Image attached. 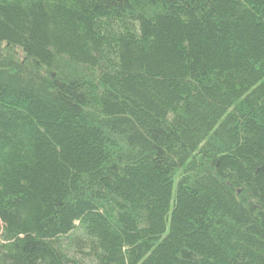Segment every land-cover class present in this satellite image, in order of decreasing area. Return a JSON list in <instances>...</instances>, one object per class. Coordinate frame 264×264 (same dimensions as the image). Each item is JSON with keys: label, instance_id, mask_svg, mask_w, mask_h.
I'll use <instances>...</instances> for the list:
<instances>
[{"label": "trees", "instance_id": "trees-1", "mask_svg": "<svg viewBox=\"0 0 264 264\" xmlns=\"http://www.w3.org/2000/svg\"><path fill=\"white\" fill-rule=\"evenodd\" d=\"M0 264H264V0H0Z\"/></svg>", "mask_w": 264, "mask_h": 264}, {"label": "rangeland", "instance_id": "rangeland-1", "mask_svg": "<svg viewBox=\"0 0 264 264\" xmlns=\"http://www.w3.org/2000/svg\"><path fill=\"white\" fill-rule=\"evenodd\" d=\"M0 230H1V223H0Z\"/></svg>", "mask_w": 264, "mask_h": 264}]
</instances>
